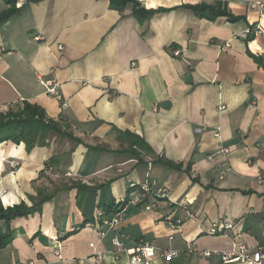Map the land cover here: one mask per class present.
Returning <instances> with one entry per match:
<instances>
[{
	"label": "crops",
	"instance_id": "0c3cea01",
	"mask_svg": "<svg viewBox=\"0 0 264 264\" xmlns=\"http://www.w3.org/2000/svg\"><path fill=\"white\" fill-rule=\"evenodd\" d=\"M136 1L171 10L142 23L131 3L118 11L109 0H17L20 12L0 26V112L37 104L80 140L50 133L30 153L24 143L0 144L4 207L31 206L38 190L56 191L41 213L11 223L17 235L0 251L1 263L129 264L113 244L116 233L100 238L81 228L98 208L111 215L127 197L118 229L125 247L145 242L180 252L151 264H224L199 252L264 244V34H246L264 28L250 7L264 0ZM218 1L240 20L209 21L185 7ZM8 8L0 0V14ZM43 80L59 84L67 109ZM132 136L145 145L139 157ZM145 180L169 194L149 212L130 201L137 191L128 195L132 182ZM183 201L196 219L171 241L167 220L185 218ZM221 220L234 222L233 230L209 235Z\"/></svg>",
	"mask_w": 264,
	"mask_h": 264
},
{
	"label": "trees",
	"instance_id": "16d2710c",
	"mask_svg": "<svg viewBox=\"0 0 264 264\" xmlns=\"http://www.w3.org/2000/svg\"><path fill=\"white\" fill-rule=\"evenodd\" d=\"M9 8L0 14V26L8 21L11 17L18 14L21 8H17V0H2ZM110 8L118 11H123L128 4H133V14L140 22L149 20L154 14L158 12H166L171 9H146L141 6L136 0H109ZM186 8L190 9L195 16L215 21L218 18H226L229 22L235 23L240 20L239 17L234 16L227 8V4L218 1L214 4L200 3L196 5H187ZM50 133H56L62 138H69L73 141L79 142L71 133L63 129L62 124L47 116L46 111L37 104H32L24 101L17 110L9 109L7 112H0V144L4 142H12L16 145L25 144L26 151L32 152L35 147L45 146L46 138ZM131 135V134H130ZM134 137V136H132ZM131 154L134 157H139L140 151L144 149L145 145L142 140L135 137L131 141ZM134 148V149H133ZM171 167L179 168L181 166L169 164ZM80 184H76V187ZM72 187V186H71ZM71 187H66L70 189ZM134 189L128 187V195ZM153 195L149 196L148 201H153L159 198L157 191L153 189ZM56 191L45 192L38 190L37 196H29L32 205H28L25 201L14 206L4 207L0 203V222L4 224V228L0 226V251L7 248L16 238L17 231L11 228V223L19 218H27L35 213H41L43 206L52 201L55 197ZM162 199V198H160ZM129 198L127 197L121 202L119 208H124L128 204ZM177 216L173 215L171 218ZM84 223L81 228H84ZM77 232L74 230L72 233Z\"/></svg>",
	"mask_w": 264,
	"mask_h": 264
},
{
	"label": "built area",
	"instance_id": "2783aa9c",
	"mask_svg": "<svg viewBox=\"0 0 264 264\" xmlns=\"http://www.w3.org/2000/svg\"><path fill=\"white\" fill-rule=\"evenodd\" d=\"M202 1V0H197ZM17 6H20L17 4ZM250 7L259 11V13L264 16V3L252 2ZM247 35L258 36L264 34V28L259 24L253 28H249L246 32ZM174 56L178 57L181 55V51L179 49L173 50ZM43 84L45 87V93L47 95L52 96L56 99L63 110L67 109L69 103L64 99L60 90L59 84L54 80H43ZM223 110V107H221ZM215 136L220 138V128L216 129ZM227 149H221L219 153H227ZM212 157H209L211 159ZM12 168H16L18 164L14 162L10 163ZM155 182L145 180L143 182H132L130 184V188L134 189L132 192H138V194L131 199L130 201L141 207L145 212H149L153 210L156 206L155 200L148 201L149 196L153 195L152 191L154 189ZM157 196L159 198H168L169 194L165 188H158ZM156 199V198H155ZM129 203V200H128ZM191 204L188 201H183L178 204L180 210L185 213V218L175 217L167 220L169 230L171 231L169 239L173 241L175 239V235L180 232L181 226L183 225L185 220H194L196 219V215L191 209ZM124 217V208H119L117 211L113 212L111 215L107 213L105 210L98 208L95 212V215L92 220L86 222L85 227L92 229L100 238H104L109 232H114L116 235L113 238V244L117 251H124L128 257L129 264H151V262L156 258H161L163 260L170 261L176 258L179 255V251L171 248H156L151 246L145 242H141L134 247L126 248L124 243L119 239L118 229L121 225V222ZM235 224L230 221H218L212 223L211 228L208 232L209 235H225L228 231L233 230ZM262 239L264 241V232L262 233ZM189 252H193L192 248H188ZM218 254L220 256L221 261L224 264L230 263H239V264H264V244L258 245L254 249H250L245 243H242L238 246L233 247L229 250H221V251H201L199 255L203 258H209L213 254ZM58 256H61L60 253ZM101 259L100 254L97 256V260ZM22 264H35L34 261H29ZM68 264H79L76 260H70Z\"/></svg>",
	"mask_w": 264,
	"mask_h": 264
},
{
	"label": "water",
	"instance_id": "95a60500",
	"mask_svg": "<svg viewBox=\"0 0 264 264\" xmlns=\"http://www.w3.org/2000/svg\"><path fill=\"white\" fill-rule=\"evenodd\" d=\"M190 79V77H187V80ZM164 108H166L168 106V102H164L162 105Z\"/></svg>",
	"mask_w": 264,
	"mask_h": 264
},
{
	"label": "rangeland",
	"instance_id": "374dc122",
	"mask_svg": "<svg viewBox=\"0 0 264 264\" xmlns=\"http://www.w3.org/2000/svg\"><path fill=\"white\" fill-rule=\"evenodd\" d=\"M17 110V109H16ZM0 264H3V263H1V261H0Z\"/></svg>",
	"mask_w": 264,
	"mask_h": 264
}]
</instances>
